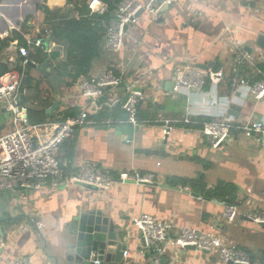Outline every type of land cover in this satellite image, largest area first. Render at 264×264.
Listing matches in <instances>:
<instances>
[{
    "label": "crops",
    "instance_id": "obj_1",
    "mask_svg": "<svg viewBox=\"0 0 264 264\" xmlns=\"http://www.w3.org/2000/svg\"><path fill=\"white\" fill-rule=\"evenodd\" d=\"M83 1L0 0V37L5 38L16 30L25 40L42 38L43 47L33 45L30 49L41 48L47 54L58 51L66 60L69 42L53 38V26L46 22L43 9L48 6L51 10L68 12ZM262 32L264 0H180L165 10L158 21L145 14L138 24L130 26L123 55L106 50L104 35L101 56L93 62L90 75L81 80L96 76L110 65H121L123 58L124 62L130 61L127 81H134L146 94L139 109L140 131L127 132L128 138H123L118 126L87 125L60 147L59 155L79 164L97 163L114 175L131 169L151 173L155 182L146 185L117 182L106 191L83 185L46 186L37 191L0 190V236L6 243L1 249L0 264H13L24 258L29 264L62 262L67 249L61 244V238L73 217L91 206L102 210L116 223L125 222L129 226L128 257L123 264H223L217 254L170 246L160 257L152 254L157 258L153 263L146 257L148 252L141 245L140 232L132 223L133 217L142 213L172 221L177 226L215 229L249 253L254 264H260L264 245L259 234L262 226L244 214L260 212L252 207L264 210V148L235 132L229 142L214 149L200 126L189 124L175 125L164 138L161 123L166 118L186 115L194 120L236 124L251 118L264 120V99L257 100L241 84V79L252 82L258 74L264 79V71L258 66L264 64V52L262 55L255 49L252 59L242 64L236 56L242 50L248 52L246 45L255 46V39ZM18 49L13 43L5 54L15 55ZM184 58L192 59L196 65L219 62L223 79L209 80L202 91L175 92L174 71ZM38 67L45 70L42 65ZM51 70L48 67L47 71ZM53 81L58 104L47 107L53 111L49 112L48 122H61L58 119L63 111L71 107L80 111L87 101L80 97L75 86L67 88L58 79ZM124 89L121 88L116 98H103V109L121 107L118 100L124 99ZM41 100L49 105L45 98ZM108 118L112 116L104 119ZM28 125H32L30 121ZM32 133L46 139L51 131L35 129ZM199 173H205L208 189H213L219 181L237 185L236 205L240 214L234 222L223 218L226 204L199 196L189 185H174L171 181V177L195 178ZM215 220L223 228H216Z\"/></svg>",
    "mask_w": 264,
    "mask_h": 264
},
{
    "label": "built area",
    "instance_id": "obj_2",
    "mask_svg": "<svg viewBox=\"0 0 264 264\" xmlns=\"http://www.w3.org/2000/svg\"><path fill=\"white\" fill-rule=\"evenodd\" d=\"M179 1L122 0L106 28V50L123 55L130 26L138 24L145 14L151 16L153 21H158L162 17L164 7L174 6ZM88 6L91 14L103 15L109 10L108 4L102 0H91ZM33 45L43 47L44 40L26 38V45L18 49L20 56L23 57L24 69L29 64L37 65V61L31 58L30 47ZM236 56L240 64L252 59V55L244 50ZM130 64V61L124 62L123 58L121 65H110L96 76L83 78L76 83V91L81 98L87 101V105L81 107L77 115L70 116L61 122L36 125H28V118L23 110L25 107L21 104L26 90L25 70L13 71L0 76V107L10 113V120L15 125L13 131L0 135V190L15 191L18 188H24L37 191L46 186L60 188L68 185H83L106 191L117 182L137 185L153 184L155 179L151 173L143 174L136 169H131L114 175L112 171L104 169L97 163L79 164L63 159L59 155L60 147L84 126L141 125L139 109L146 100V94L134 81H127ZM223 77L224 73L221 69L218 71L205 70L197 67L192 59L184 58L175 68L173 90L187 93L202 91L209 80L216 82ZM241 84L248 87L257 100L264 99V79L256 82L241 79ZM122 87L125 88L123 90L124 99L118 102L128 114L127 119H93L92 116L100 112L99 105L103 98L110 96L116 98V94ZM178 124L201 125L200 130L214 149L229 142L235 132L257 141L264 148V120L251 118L246 122L236 124L225 121L194 120L188 115L181 118H166L161 123L164 138L169 136L173 127ZM35 129L45 132L50 130L51 134L44 139L32 133ZM239 214L240 211L236 204L225 205L223 218L226 222H234ZM244 216L255 223H264V211L249 212ZM132 223L140 232L141 242H144V244L141 243L142 247L157 257L164 255L169 246L176 249L194 246L196 250L217 254L223 264H229V262L252 264L249 253L225 239L215 229L201 230L193 226H177L172 221L161 220L149 213L134 216ZM38 224L43 225L42 222ZM5 244L4 238L0 236V250ZM124 256L128 257V251H125ZM29 263V260L24 258L13 264ZM99 263L96 261V264Z\"/></svg>",
    "mask_w": 264,
    "mask_h": 264
},
{
    "label": "trees",
    "instance_id": "obj_3",
    "mask_svg": "<svg viewBox=\"0 0 264 264\" xmlns=\"http://www.w3.org/2000/svg\"><path fill=\"white\" fill-rule=\"evenodd\" d=\"M90 1L84 0L81 5L76 4L74 9L68 12H63L62 9L51 10L48 6L44 7L45 20L53 26V38L69 42L66 60L61 58L58 51L47 54L41 48H31V58L37 61L40 67L47 61V67H51V72L32 64L27 65L24 69L23 57L19 53L5 54L13 43L17 48L26 45V40L21 32L13 30L9 36L0 37V76L12 71L25 70L26 90L22 96L21 104L28 110V119L33 125L48 122L51 117L48 116L49 108L47 107L58 104L55 99L56 87L53 84V79L56 78L64 87L71 88L82 77L90 75L93 62L101 56V43L106 28L122 0H103L109 6L108 12L103 15L91 14L88 6ZM258 66L264 71V64L259 63ZM261 77L262 75L258 74L254 79L252 78V82L261 80ZM42 97L47 100L45 101L49 105L42 102ZM103 103L105 100L100 103V112L98 115L92 116L93 119L102 120L109 116L114 119H127L128 114L120 106L103 109ZM78 112V108L71 107L63 111L58 120L65 121L68 117L77 115ZM171 181L176 183L174 185L177 183L189 185L199 196L226 205L237 204L238 187L236 184L219 181L213 189H208L205 173H199L195 178L171 177Z\"/></svg>",
    "mask_w": 264,
    "mask_h": 264
},
{
    "label": "water",
    "instance_id": "obj_4",
    "mask_svg": "<svg viewBox=\"0 0 264 264\" xmlns=\"http://www.w3.org/2000/svg\"><path fill=\"white\" fill-rule=\"evenodd\" d=\"M170 6L164 7L163 11L167 10ZM255 49L264 52V33H258L255 39V46L246 45L245 50L250 54L254 53ZM48 62L45 61L42 68L47 71ZM35 66V65H34ZM197 67L213 71H218L221 68L219 62L216 63H199ZM48 72V71H47ZM174 82L172 83V87ZM28 118V110L23 109ZM51 110H48V113ZM50 113H53L51 111ZM50 113L48 114L50 116ZM10 113L5 108L0 107V126L4 125L5 121L10 118ZM29 122V120H27ZM119 133L121 132L123 138H128L127 132L135 130L140 131L139 126L121 127L118 126ZM131 139H129L130 141ZM128 141V140H127ZM149 152V151H148ZM97 190L95 187H89ZM91 203H89L90 206ZM213 225L216 228H223V225L217 220L213 221ZM262 227L259 230V234L263 237L264 241V223L260 224ZM225 228V227H224ZM129 237V226L125 222L116 223L111 217L105 215L102 210L94 206L82 209L77 215L73 217L72 224L67 230L63 238H61V244L66 246L67 253L66 259L62 262L57 261L56 264H123L125 259L124 253L127 251V239ZM144 244V242H141ZM187 249L196 250V247L189 246ZM208 253L207 251H203ZM1 253V250H0ZM146 257L151 258L153 263L157 258L152 256V253H148ZM229 264H234L229 262ZM252 264H254L252 260ZM260 264H264V245L262 249V261Z\"/></svg>",
    "mask_w": 264,
    "mask_h": 264
},
{
    "label": "rangeland",
    "instance_id": "obj_5",
    "mask_svg": "<svg viewBox=\"0 0 264 264\" xmlns=\"http://www.w3.org/2000/svg\"><path fill=\"white\" fill-rule=\"evenodd\" d=\"M45 34V33H44ZM15 129V125L13 123V121L7 119L4 123L3 126H0V135H4V134H7L11 131H13ZM252 210H255V211H261L259 208H254L252 207L251 208ZM264 211V210H263Z\"/></svg>",
    "mask_w": 264,
    "mask_h": 264
}]
</instances>
